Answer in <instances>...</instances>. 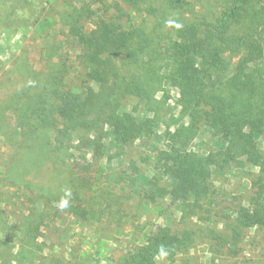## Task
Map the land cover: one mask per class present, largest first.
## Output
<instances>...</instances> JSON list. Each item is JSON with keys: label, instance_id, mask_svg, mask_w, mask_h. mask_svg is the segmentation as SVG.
I'll use <instances>...</instances> for the list:
<instances>
[{"label": "rangeland", "instance_id": "obj_1", "mask_svg": "<svg viewBox=\"0 0 264 264\" xmlns=\"http://www.w3.org/2000/svg\"><path fill=\"white\" fill-rule=\"evenodd\" d=\"M103 1L112 5L103 18L112 17L123 27H138L146 34L161 33L164 43L170 39L174 19H212L225 2L187 0L190 4L174 10L167 5L169 0H31L23 13V22L0 30V264H127L129 253L159 225L175 232L185 227L197 228L202 223L214 228L208 220L219 218L224 198H228L225 205H231V201L247 204L254 189L252 183L258 168L238 159L214 175L218 195L214 201L219 206L213 212L208 210L203 220L199 215L190 222L184 220L178 204L170 197H156L154 201L144 197L147 188L141 173L151 174L155 150L169 143L165 133L189 124L177 104V91L168 81L155 93L156 109L147 110L148 106L132 95L125 97L118 108L120 112L132 111L154 120L158 117L159 125L151 136L129 145H121L108 136L103 140L102 156L94 155L92 143L79 148V140L69 136L70 152L64 162L57 163L51 160V154L61 145L56 140L57 130L38 132L40 147L34 151L26 145L21 138L20 122L25 111L34 109L27 104L45 109L54 103L51 95L44 93L45 87L53 89L49 73L54 74L66 65V88L81 90L92 84L97 89L95 83L86 81L81 44L71 30L76 20L87 31L96 28L97 11ZM257 40L261 57L255 65L264 73V29ZM232 59L235 63L237 57ZM113 60L123 75L137 71L136 66L125 62L124 52H117ZM25 88L27 92L23 91ZM107 114L110 115L109 110ZM99 132L89 136L94 139ZM47 141L50 146L46 145V151L41 152ZM221 143L207 127L200 126L187 148L207 154L220 149ZM259 145L264 148V133L259 137ZM72 192L81 195L80 204L78 198L68 200L67 206L49 200ZM76 204L83 209L78 215L72 210ZM41 211H45L47 218L39 234L30 238L26 235L27 223L32 213ZM218 227L222 231L223 224ZM244 238L242 252L232 258L233 263L222 259L221 253L212 255L204 241L181 255L179 262L264 264V229L251 228Z\"/></svg>", "mask_w": 264, "mask_h": 264}, {"label": "trees", "instance_id": "obj_2", "mask_svg": "<svg viewBox=\"0 0 264 264\" xmlns=\"http://www.w3.org/2000/svg\"><path fill=\"white\" fill-rule=\"evenodd\" d=\"M30 2L0 0V30L23 22V13ZM185 4L190 3L169 0L167 5L175 10ZM118 5L122 10L120 2ZM111 7L103 1L97 11L96 28L87 31L76 20L71 30L81 44L86 81L95 83L97 89L92 84L81 90L66 88V65L54 74L49 73L53 89L45 87L44 93L51 95L54 103L45 109L27 104L35 110L25 111L20 122L21 138L34 151L40 147L38 132L57 130L56 140L61 145L51 154L54 163L64 162L69 154V136L79 140V148L92 143L94 155L102 156L103 140L108 136L121 145H129L155 134L158 117L154 120L132 111L120 112L118 108L125 97L132 95L144 102L147 110L156 109L155 93L168 81L177 91V104L189 124L165 133L169 143L155 150L151 174L141 173L147 188L144 197L153 201L156 197H170L178 204L184 220L190 222L198 215L203 220L208 210L213 212L219 206L214 201L216 173L243 159L247 165L258 168L257 177L247 204L231 201V205H225L228 198H224L219 218L208 220L214 228L202 223L197 228L185 227L175 232L171 227L159 225L129 253L127 264H160V259L166 260L163 264H183L179 262L181 255L189 253L200 241H204L212 255L221 253L222 259L232 261L242 252L247 230L264 229V148L259 145V137L264 133V73L255 65L261 57L257 37L264 29V0H225L212 19H174L166 43L161 33L146 34L138 27H123L112 17L103 18ZM119 51L125 53V62L136 66L137 71L130 75L121 73L113 60ZM232 56L237 57L235 63ZM200 126L218 137L222 142L220 149L206 154L187 148ZM98 130L101 132L92 139L89 135ZM46 145L50 146L48 141L41 152ZM80 196L72 192L49 200L67 206L72 198H78L80 204ZM79 206L76 204L72 209L74 214L82 213ZM36 208L40 210L38 203ZM46 218L45 211L32 213L26 235L35 238ZM219 223L223 224L222 231L217 229Z\"/></svg>", "mask_w": 264, "mask_h": 264}, {"label": "clouds", "instance_id": "obj_3", "mask_svg": "<svg viewBox=\"0 0 264 264\" xmlns=\"http://www.w3.org/2000/svg\"><path fill=\"white\" fill-rule=\"evenodd\" d=\"M63 206V205H62ZM163 254V253H162Z\"/></svg>", "mask_w": 264, "mask_h": 264}]
</instances>
